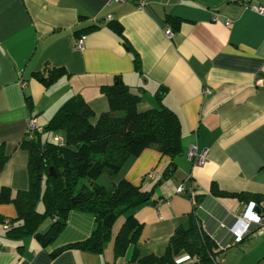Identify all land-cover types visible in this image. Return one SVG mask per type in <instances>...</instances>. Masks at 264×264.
<instances>
[{
  "label": "crops",
  "instance_id": "1",
  "mask_svg": "<svg viewBox=\"0 0 264 264\" xmlns=\"http://www.w3.org/2000/svg\"><path fill=\"white\" fill-rule=\"evenodd\" d=\"M249 3L264 8V0ZM91 26L97 28L85 35L83 50H75V32ZM47 65L63 72L44 86L35 74ZM116 78L140 96L138 112L156 108L161 94L181 127L182 154L173 161L172 176L162 178L171 160L148 147L114 177L150 192V202L132 211L141 225L139 240L114 257L124 215L101 254L81 250L75 244L90 236L95 220L70 211L47 246L34 237L10 240L0 224V264H136L134 250L163 255L191 212L204 233L229 244L218 264H264V234L252 227L232 244L228 230L249 202L264 210V15L240 0H0V149L6 156L0 191L14 196L28 187V154L20 144L30 118L44 128L68 99L81 96L95 123L109 108L102 88ZM191 148L196 157L204 154L202 161L189 158ZM151 171L155 177L146 178ZM179 186L185 192L177 193ZM16 216L13 204L0 203L4 221ZM48 226L46 221L41 230ZM176 263L196 264L183 252Z\"/></svg>",
  "mask_w": 264,
  "mask_h": 264
},
{
  "label": "trees",
  "instance_id": "2",
  "mask_svg": "<svg viewBox=\"0 0 264 264\" xmlns=\"http://www.w3.org/2000/svg\"><path fill=\"white\" fill-rule=\"evenodd\" d=\"M96 28L78 30L75 37ZM133 61L138 69L136 54ZM62 72V69L47 65L35 77L49 86ZM102 91L109 108L95 123L90 121L93 113L88 104L81 96H75L58 109L43 133L21 142L20 147L28 154V187L14 196L9 189L0 191V203L13 204L17 214L15 219L7 221L6 238L18 241L34 237L42 246H47L63 230L68 213L77 211L95 220L90 236L75 244L81 250L101 254L110 240L114 222L124 215L113 241L114 257L124 256L128 247L139 240L141 225L132 211L150 202V192L126 180L114 182V177L130 156L148 147H154L171 160L162 178L172 176L175 172L173 161L182 154L180 121L175 112L162 105L161 94L156 95V108L138 112L136 106L140 96L118 78ZM27 102L31 107L30 101ZM60 131L64 135L63 145L42 136ZM5 160L0 149V170ZM225 195L243 199L241 194ZM39 204L43 208L41 212L37 209ZM46 221L49 226L42 231L41 226ZM2 223L5 221L0 217ZM214 249V242L202 231L195 212H191L188 226L174 230L163 255L140 256L134 250L131 260L136 264H177L176 256L183 252L196 264H215L214 257L220 252ZM61 250L53 252V256Z\"/></svg>",
  "mask_w": 264,
  "mask_h": 264
},
{
  "label": "built area",
  "instance_id": "3",
  "mask_svg": "<svg viewBox=\"0 0 264 264\" xmlns=\"http://www.w3.org/2000/svg\"><path fill=\"white\" fill-rule=\"evenodd\" d=\"M124 1H126V0H111V2H118V3H122ZM240 1H241L242 5H245L248 8H250L251 10L264 15V8L263 7L251 5L249 3V0H240ZM143 5H144V1L138 2L139 7H142ZM106 19L110 20V17H107ZM166 36H168V37L171 36V32L169 30L166 31ZM84 41H85V35H81L80 37L76 38L74 40V43H73L74 49L77 51H82L84 48ZM204 92L207 93V90H205ZM43 130H44V128L42 126H40L34 118H30L29 122H28V128L26 130L25 138L28 140H31L34 137H36L37 135L43 133ZM53 140L60 145L64 144V139L60 135H55L53 137ZM188 156L190 159L197 158L196 160L198 162L202 161L204 158V154L196 157V153H195L194 148H191L189 150ZM145 177L146 178H153V177H155V173L153 171H151V172L147 173L145 175ZM176 191H177V193H183V192H185V188L183 186H179ZM234 219H235L234 224L231 227H228V230L233 235L232 244H236V243L240 242L245 234H248L249 232L252 231V227H254V229H255L254 231L257 234H264V210L258 209L254 202H249L246 205L245 209L239 215L234 216ZM237 224L241 226L239 230L234 229ZM7 226H8V222L5 221L4 227L7 228ZM220 226L225 228V225H223V224H221ZM210 238L212 239V237H210ZM212 241L215 244L214 251L220 252V254L223 250H225L226 248L229 247V244L220 245L215 240L212 239ZM0 249H1V247H0ZM220 254H218L214 257V263L215 264H218V262L220 260Z\"/></svg>",
  "mask_w": 264,
  "mask_h": 264
},
{
  "label": "rangeland",
  "instance_id": "4",
  "mask_svg": "<svg viewBox=\"0 0 264 264\" xmlns=\"http://www.w3.org/2000/svg\"><path fill=\"white\" fill-rule=\"evenodd\" d=\"M60 133H62V132L60 131ZM54 134H55V133H54ZM54 134H46V135H47V137H50V138H52V136H53ZM37 209H38V211H40V212H41V211H42V206H41V205H39ZM123 218H124V216H123Z\"/></svg>",
  "mask_w": 264,
  "mask_h": 264
},
{
  "label": "water",
  "instance_id": "5",
  "mask_svg": "<svg viewBox=\"0 0 264 264\" xmlns=\"http://www.w3.org/2000/svg\"><path fill=\"white\" fill-rule=\"evenodd\" d=\"M51 173H52V175L54 176V174H53L52 170H51ZM152 192H153V191H152Z\"/></svg>",
  "mask_w": 264,
  "mask_h": 264
}]
</instances>
